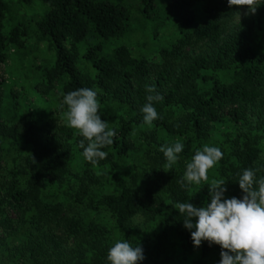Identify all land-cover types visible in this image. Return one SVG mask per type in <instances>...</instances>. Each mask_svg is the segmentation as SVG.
<instances>
[{
  "label": "trees",
  "instance_id": "trees-1",
  "mask_svg": "<svg viewBox=\"0 0 264 264\" xmlns=\"http://www.w3.org/2000/svg\"><path fill=\"white\" fill-rule=\"evenodd\" d=\"M39 1L49 6L42 16L19 19L5 32L8 4L0 0V65L8 47H22L24 38H34L47 42L55 52L54 63L44 70L36 90L47 93L58 81L62 98L80 88L97 93L98 114L112 122L116 132L114 143L101 149L108 153L107 158L97 164L115 169L117 190L99 192L102 180L109 179L107 172L70 170L75 148L83 152L79 147L83 137L66 124L30 114L21 125L0 121V159L6 152L14 154V166L5 176L0 194V202L14 218L0 221V249L11 250L13 264H110L108 250L119 240L143 248L145 259L140 264H167L176 250L198 252L199 257L190 264H220L221 247L209 246L207 241L194 246L191 232L183 225L184 216L174 205L206 206L213 179L226 181L225 199H239L243 192L237 181L244 169L258 170L257 179L264 176L258 146L264 137V35L256 30V23L260 27L264 18V4L254 15L228 25L238 13L227 0H139L131 5L112 0ZM158 1L165 4L167 15L175 17L178 31L158 50V61L134 56L126 45L103 53L104 42L124 34L133 14L148 19ZM89 41L94 44L83 58L90 68H82L77 45ZM201 46L203 50H199ZM217 70H231L232 74L221 79L209 73ZM146 85H154L164 97L153 105L159 116L152 122L154 129L173 140L169 146L184 145L169 172H165L166 159L159 150L155 151L158 157L151 156L143 141H135L136 129L144 124L141 108L147 102ZM3 91L0 75V108ZM172 108L185 111L175 114ZM225 116L235 123L255 117V125L227 138L229 144L220 149L223 158L215 166L214 178L199 186L186 182L182 186L186 164L202 150L210 125ZM151 138H156L155 132ZM130 149L140 153L142 161L139 166L131 164L127 171L123 162ZM119 171L125 178L117 177ZM72 177L62 199L46 196V183H62ZM137 214L156 220L151 235L142 240L129 227ZM20 232L23 240L10 247L6 237L13 234L17 238Z\"/></svg>",
  "mask_w": 264,
  "mask_h": 264
},
{
  "label": "rangeland",
  "instance_id": "rangeland-1",
  "mask_svg": "<svg viewBox=\"0 0 264 264\" xmlns=\"http://www.w3.org/2000/svg\"><path fill=\"white\" fill-rule=\"evenodd\" d=\"M8 4V12L4 21L3 30L7 32L10 27L17 22V20H30V18H38L44 14L49 8L48 4L39 0H4ZM125 5L137 3L139 0H112ZM154 14L147 18L135 13L133 14L128 30L121 36L112 37L104 42L103 53H108L110 50L119 45H126L134 56L146 57L149 62L159 60V49L167 45L177 35L175 17L167 15L165 4L163 1H158ZM241 11V19L245 17ZM239 21V15L235 16L228 25H234ZM258 26L256 23V30L264 35V18ZM93 41L88 43H79L78 50V64L80 67H89L90 63L83 58V54L88 46L93 45ZM66 46L70 48L69 44ZM199 49V48H198ZM201 46L199 50H203ZM55 52L54 49L48 45L47 42H36L34 38H24L22 47L10 46L7 49L3 63L0 65V75L4 80V91L2 95V105L0 108V121L10 125H21L29 116H38L41 118L54 117L57 122L65 124L63 112L66 111L60 107L62 103L61 96V83L55 82L54 87L47 93H42L36 90V82L42 80L44 70L51 67L54 63ZM93 71V70H92ZM209 73H216L221 79H226L231 70H217ZM102 107V106H101ZM175 114L185 111L183 108H172ZM109 128L112 129L113 123L107 122ZM255 125V117H249L248 121L235 123L228 116L223 117L221 120L212 123L209 127V134L202 140V144L208 146H215L224 149L228 146L229 141L227 138H232L231 133L237 134L239 132H247L248 129ZM75 130V129H74ZM137 141H143L144 149L151 150V156L158 157L156 150L161 146H169L173 141L169 139L164 131L154 129V126L146 123L141 124L136 129ZM76 131V130H75ZM156 134V138H151L152 134ZM164 140V141H163ZM135 143V144H136ZM260 160L264 161V137L259 141ZM161 156H164L159 151ZM14 154L6 152L3 158L0 159V194L2 185L8 171L12 169L14 163L12 161ZM142 159L140 153H135L131 149L128 155L124 157V167L127 171L131 170V164L141 165ZM166 160L164 161V165ZM70 170L73 172H80L82 169L89 168L96 174L107 172L109 175L108 181H103L99 185V192H106L117 190V182L114 181L113 175L115 169L111 165L102 166L98 164H88L83 156V152L75 148L73 159L70 162ZM209 180L215 176V167L208 172ZM117 177H124V174L119 171ZM73 180L67 178L62 183H46L44 185V192L48 198L62 199L65 191L68 190V183ZM7 218H14V213L7 208L5 203L0 202V221ZM103 220L108 219L106 217ZM156 221V220H155ZM155 221L147 220L141 214L132 217L129 222V227L135 233L137 239L142 240L151 235V231L155 226ZM112 222V221H111ZM17 232V231H16ZM22 232L18 233L17 238L13 234H9L6 239L9 246L13 247L23 240ZM2 235V227L0 226V236ZM15 237V238H14ZM7 249V248H6ZM6 249H0V264H13L11 256ZM199 253L193 254L183 253L176 250L167 264H190L191 261L199 257Z\"/></svg>",
  "mask_w": 264,
  "mask_h": 264
},
{
  "label": "clouds",
  "instance_id": "clouds-1",
  "mask_svg": "<svg viewBox=\"0 0 264 264\" xmlns=\"http://www.w3.org/2000/svg\"><path fill=\"white\" fill-rule=\"evenodd\" d=\"M227 3L230 8L236 6L240 20L241 9L245 16L254 15L264 0H227ZM145 87L147 102L141 112L144 123L151 125L159 118L153 105L163 101L164 97L156 92L154 85ZM65 106L63 118L66 126L83 137L79 147L83 149L84 158L93 165L106 159L108 153L101 149L114 143L116 132L98 114L100 104L97 93L89 88L68 92L60 105L62 109ZM183 148L180 142L160 147L159 151L166 159L165 172H169L178 162ZM222 158L220 148L204 145L186 164L182 186L184 182L197 186L202 181L207 182L209 170ZM257 171L244 169L239 175L237 182L243 192L242 198L225 199L226 181L213 179L209 184L210 203L206 206L197 207L189 202L174 205L184 216L183 225L191 232L194 246L199 247L203 241H207L209 246L215 244L221 247L220 264H264V176L257 179ZM144 259L143 248L139 245L134 247L127 241L118 240L107 254L110 264H140Z\"/></svg>",
  "mask_w": 264,
  "mask_h": 264
}]
</instances>
